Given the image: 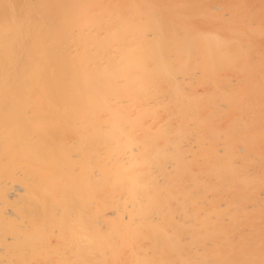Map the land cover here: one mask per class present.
<instances>
[{
	"label": "bare ground",
	"instance_id": "obj_1",
	"mask_svg": "<svg viewBox=\"0 0 264 264\" xmlns=\"http://www.w3.org/2000/svg\"><path fill=\"white\" fill-rule=\"evenodd\" d=\"M50 2L0 95V264H264V0Z\"/></svg>",
	"mask_w": 264,
	"mask_h": 264
},
{
	"label": "rangeland",
	"instance_id": "obj_2",
	"mask_svg": "<svg viewBox=\"0 0 264 264\" xmlns=\"http://www.w3.org/2000/svg\"><path fill=\"white\" fill-rule=\"evenodd\" d=\"M18 1L0 0V5H3L0 6V12L4 11L2 13L3 17H0V51L3 52H0V95H5L4 93L7 95L8 93L13 92V90L17 91L25 85L27 77H30V72L34 69L32 66L36 64H34L33 61L36 58L33 60L29 59V55L35 54L34 51L30 54L29 49L31 48L32 51L38 47L39 45L36 46L37 39L41 38L43 35L47 36L48 34L51 37L57 35L56 33L59 26V22L54 21L55 19L57 20L58 16H55V10L51 8V4H53L50 2L51 0ZM17 2L18 5L16 6ZM18 6L20 7L18 8ZM5 11L9 13H6ZM46 21L51 22L46 23ZM17 38L20 40L18 41ZM42 38L44 39V37ZM48 43L51 44L49 41ZM17 45H20V47ZM43 45L45 47L46 44L43 42ZM52 45L49 46L50 48L46 46L48 47V49L46 48L48 52L49 49L54 48ZM15 48L19 50V52ZM41 48L43 49V46H41ZM36 50L39 52V48ZM17 59L18 63L15 62ZM39 74L38 76L41 77V73ZM11 98L13 97H11L10 94V98L7 100V106L4 108L7 109L14 106L13 103H11ZM4 108H1L0 106L1 120H4L2 117Z\"/></svg>",
	"mask_w": 264,
	"mask_h": 264
}]
</instances>
